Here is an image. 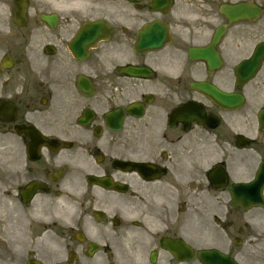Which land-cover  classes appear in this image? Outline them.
<instances>
[{
  "label": "flooded vegetation",
  "instance_id": "af4514ba",
  "mask_svg": "<svg viewBox=\"0 0 264 264\" xmlns=\"http://www.w3.org/2000/svg\"><path fill=\"white\" fill-rule=\"evenodd\" d=\"M0 264H264V0H0Z\"/></svg>",
  "mask_w": 264,
  "mask_h": 264
}]
</instances>
